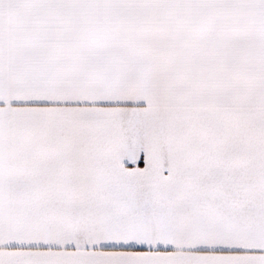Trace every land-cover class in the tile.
I'll list each match as a JSON object with an SVG mask.
<instances>
[{
	"label": "snow or ice",
	"instance_id": "6c2138e0",
	"mask_svg": "<svg viewBox=\"0 0 264 264\" xmlns=\"http://www.w3.org/2000/svg\"><path fill=\"white\" fill-rule=\"evenodd\" d=\"M0 264H264V0H0Z\"/></svg>",
	"mask_w": 264,
	"mask_h": 264
}]
</instances>
